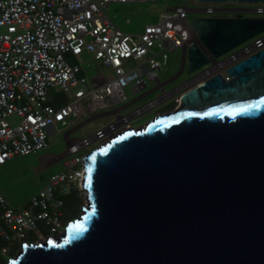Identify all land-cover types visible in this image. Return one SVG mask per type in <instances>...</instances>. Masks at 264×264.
Returning <instances> with one entry per match:
<instances>
[{"label": "water", "instance_id": "95a60500", "mask_svg": "<svg viewBox=\"0 0 264 264\" xmlns=\"http://www.w3.org/2000/svg\"><path fill=\"white\" fill-rule=\"evenodd\" d=\"M191 27L218 59L264 33V16ZM185 60L188 75L209 64L198 44ZM226 74L94 148L81 214L58 238L22 243L8 264H264V48Z\"/></svg>", "mask_w": 264, "mask_h": 264}, {"label": "built area", "instance_id": "2783aa9c", "mask_svg": "<svg viewBox=\"0 0 264 264\" xmlns=\"http://www.w3.org/2000/svg\"><path fill=\"white\" fill-rule=\"evenodd\" d=\"M158 0H0V166L15 157L27 156L48 147L49 128L72 117H85L98 108L124 103L114 111L116 118L92 136L73 140L60 155L63 170L22 207H14L0 189V239L7 243L26 242L28 233L37 241L58 238L66 224V196L75 193L85 199V158L115 134L134 127L146 112L163 101L180 96L217 74L230 78L226 70L264 48V33L216 59L200 42L187 21V13L204 17H227L253 12L264 16V6L226 9L203 5L191 10L178 6L147 25L141 34H128L116 27L106 14L111 3H147ZM198 44L209 64L190 79L166 92L159 73L175 50L185 53ZM91 53L96 62L110 68L105 78L99 71L90 80L84 69L70 64L68 56ZM146 79L156 82L162 95L147 104L121 114L127 108L126 88L133 94L147 88ZM62 93L67 103L56 105ZM16 118L18 123H12ZM83 207V206H82ZM22 242V243H24ZM8 254V247H2Z\"/></svg>", "mask_w": 264, "mask_h": 264}, {"label": "rangeland", "instance_id": "374dc122", "mask_svg": "<svg viewBox=\"0 0 264 264\" xmlns=\"http://www.w3.org/2000/svg\"><path fill=\"white\" fill-rule=\"evenodd\" d=\"M178 6H187L189 9L194 10L203 5H199L191 0H158L147 3H111L106 10V14L116 27L120 28L125 33L135 35L141 34L147 25L158 24L163 15ZM215 6L217 8L226 9H253L256 7L255 5L237 4ZM233 15L234 14H227L226 16L231 17ZM201 17H204V15L199 12L190 11L187 13V21L189 23H192L195 19ZM244 17L255 18L258 17V15L253 12H248ZM4 32L5 29L0 27V34ZM67 60L70 64H76L82 67L84 69V75L89 80L99 71H103L105 78H110L113 75V71L110 68L103 67L101 63L96 62L93 55L88 52H84L77 57L68 56ZM181 64L182 51L177 49L170 54L167 64L163 66V70L159 73L161 83H165L164 89L166 92L173 90L190 79L191 75L187 74V64L184 71L180 74ZM172 78L174 79L166 84V82ZM146 83L147 88L136 95L131 92V86L125 89L128 102H132L146 93H149V95L121 110V114L129 113L162 95V90L157 87L156 82L146 79ZM57 96L63 104L67 103V101L65 102L67 97L64 94L58 93ZM177 102H179L177 96L163 101L155 109L146 112V114L140 117L135 122L134 127L138 128L142 126L151 119V116H155L157 112L162 109L173 108ZM123 105L124 103H120L98 108L94 112H88L87 115L82 118L74 116L67 122L56 126L49 133L47 148L27 156L15 157L5 165L0 166V188L11 205L14 207L24 206L32 196L37 194L47 184L52 175L63 170L64 160L59 159V157L67 150L68 144L73 140L88 138L98 129L107 126L116 118L114 111ZM10 121L15 124L18 123L16 118H11ZM73 197V195L66 196L65 203L74 208L76 206V201H74ZM66 209L67 207L65 206L63 209L65 215L66 211H68ZM28 236L29 233L27 234V237ZM32 236L36 237L34 233Z\"/></svg>", "mask_w": 264, "mask_h": 264}, {"label": "trees", "instance_id": "16d2710c", "mask_svg": "<svg viewBox=\"0 0 264 264\" xmlns=\"http://www.w3.org/2000/svg\"><path fill=\"white\" fill-rule=\"evenodd\" d=\"M57 95H56L57 99H56V101H54V103L56 105H63L62 101L58 99ZM66 101L67 100H65V102ZM177 104H178V102L171 109H162L161 111H158L156 115L163 114V113L174 110L177 107ZM155 116H151V118H153ZM72 195L74 196L73 197L74 201H76V206L73 208L72 206H68L67 203H65V206L67 207L66 210H68V211H66V215L64 217L66 220H71V219L77 218L82 212V206H84V204H85V199L81 198L77 194H72ZM72 195H69V196H72ZM65 201H66V198H65ZM32 235H33L32 233H29V236L26 237L25 241L26 242H36L37 238L33 237ZM22 242H24V241H22ZM22 242H14L15 244L14 243L10 244V243H7L4 240L0 239V264H8L9 260L11 258H13L17 254V252L20 250ZM4 246L8 247V254H6V255L2 253V247H4Z\"/></svg>", "mask_w": 264, "mask_h": 264}, {"label": "crops", "instance_id": "0c3cea01", "mask_svg": "<svg viewBox=\"0 0 264 264\" xmlns=\"http://www.w3.org/2000/svg\"><path fill=\"white\" fill-rule=\"evenodd\" d=\"M181 51H182V50H181ZM185 66H186V60H184L183 52H182V64H181V71H180V74L182 73V71H184ZM175 78H176V77H175ZM173 79H174V78L169 79V80L166 82V84L169 83V82H171V80H173ZM150 81H151V80H150ZM147 95H149V93H146V94L142 95L141 97L135 99L134 101H132V102L130 103V105H131L132 103H135L137 100L143 99V98L146 97ZM130 105H129V106H130ZM129 106H128V107H129ZM53 129H54V127L49 128V133H50ZM0 189H1V188H0ZM1 190H2V189H1Z\"/></svg>", "mask_w": 264, "mask_h": 264}, {"label": "snow or ice", "instance_id": "6c2138e0", "mask_svg": "<svg viewBox=\"0 0 264 264\" xmlns=\"http://www.w3.org/2000/svg\"><path fill=\"white\" fill-rule=\"evenodd\" d=\"M245 110H246V109H245ZM76 227H77V231H78V232L83 230L81 225H77Z\"/></svg>", "mask_w": 264, "mask_h": 264}, {"label": "flooded vegetation", "instance_id": "af4514ba", "mask_svg": "<svg viewBox=\"0 0 264 264\" xmlns=\"http://www.w3.org/2000/svg\"><path fill=\"white\" fill-rule=\"evenodd\" d=\"M179 107H180V103L178 102L177 107H176L175 109H177V108H179ZM175 109H174V110H175Z\"/></svg>", "mask_w": 264, "mask_h": 264}, {"label": "clouds", "instance_id": "9594fccd", "mask_svg": "<svg viewBox=\"0 0 264 264\" xmlns=\"http://www.w3.org/2000/svg\"><path fill=\"white\" fill-rule=\"evenodd\" d=\"M258 6V5H257ZM264 6V5H263ZM232 17V16H231Z\"/></svg>", "mask_w": 264, "mask_h": 264}]
</instances>
